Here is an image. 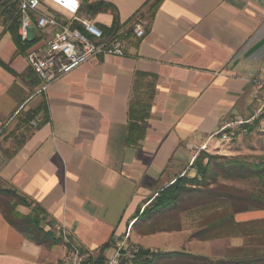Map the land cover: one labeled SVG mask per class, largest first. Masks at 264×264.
<instances>
[{"label":"crops","instance_id":"crops-1","mask_svg":"<svg viewBox=\"0 0 264 264\" xmlns=\"http://www.w3.org/2000/svg\"><path fill=\"white\" fill-rule=\"evenodd\" d=\"M102 1L110 9L98 18L110 24L115 16L123 28L143 10L145 36L129 39L125 57L97 56L46 93L27 50L18 49L0 17V185L38 206L43 226L61 241L32 243L0 210V264H58L67 252L63 227L95 264L110 257L123 236L154 253L225 260L224 246L240 248L241 238L147 232L139 214L166 172L190 163L193 145L206 142L225 118L249 117L252 79L264 76V0H162L155 10L157 0ZM136 81L142 92L151 85L153 99L145 137L132 147L128 110ZM34 112L38 126H22ZM258 220L264 210L235 215L237 223ZM176 236L181 251L166 245Z\"/></svg>","mask_w":264,"mask_h":264},{"label":"trees","instance_id":"trees-1","mask_svg":"<svg viewBox=\"0 0 264 264\" xmlns=\"http://www.w3.org/2000/svg\"><path fill=\"white\" fill-rule=\"evenodd\" d=\"M81 8L91 15L107 13L110 9L102 0H80ZM162 0L152 4L155 10ZM18 0H3L0 2V17L4 18L7 30L12 35L18 49L26 51L19 36V16L17 15ZM111 30L104 28L105 33L118 31L122 27L113 16ZM142 77V75H140ZM150 86V87H149ZM148 85L142 92L143 85L136 81L128 110L127 143L132 147H139L145 137L144 125L151 117V102L153 94ZM146 95V96H145ZM36 115L28 113L21 122L22 126H29ZM197 174L194 178L181 177L175 183L165 188L159 197L144 214L145 221L154 220L159 226L160 220L179 219L187 212L202 213L197 224L198 230L192 238L200 241H210L229 238H243L244 246L229 252L225 260L214 261L207 257L191 255L183 252H151L141 250L139 259L133 264H264V220L248 223H237L235 215L242 212L264 210V193L247 194L218 186V178L249 179L252 177L264 178V164L248 166L239 160L217 158L202 152L194 162ZM31 209L30 214L18 212V207ZM0 210L6 221L16 230L25 235L32 243L39 246L53 247L61 241L54 233L47 231L43 226V211L32 207V203L21 196L16 190L7 189L0 185ZM143 219V218H142ZM177 225L172 228H158L157 232L180 231ZM263 253V254H262Z\"/></svg>","mask_w":264,"mask_h":264},{"label":"built area","instance_id":"built-area-1","mask_svg":"<svg viewBox=\"0 0 264 264\" xmlns=\"http://www.w3.org/2000/svg\"><path fill=\"white\" fill-rule=\"evenodd\" d=\"M106 14H87L80 0H18L19 36L29 46L26 60L40 83L41 93L97 56L125 57L129 39L145 36L148 20L143 10L133 16L129 26L109 34L104 28L112 29L113 16L110 24L98 18ZM40 32H48V36L43 38ZM252 84L256 99L249 117L230 116L222 120L218 131L206 142L190 148L192 160L207 151L213 142L228 144L242 135L264 134V76L253 78ZM39 121L36 119L31 125L37 127ZM60 237L67 252L58 264H95L92 253L81 250L70 238L67 228H62ZM140 253L141 249L128 236H123L102 264H133Z\"/></svg>","mask_w":264,"mask_h":264},{"label":"rangeland","instance_id":"rangeland-1","mask_svg":"<svg viewBox=\"0 0 264 264\" xmlns=\"http://www.w3.org/2000/svg\"><path fill=\"white\" fill-rule=\"evenodd\" d=\"M13 134H15V131H12L11 135ZM214 144H216L215 147H209L207 151H203V152H206L217 158H226L227 160H239L248 166L264 164V134L254 132L247 136H243V135L239 136L234 142H230L228 144H222L220 142H216ZM201 154L202 152L199 153L197 157L200 156ZM192 158H193V154H192ZM196 158L194 160L191 159L190 163L187 166L184 165L181 168L180 167L173 168L172 170L170 169L166 172V175L162 183L158 187V191L156 192V194H154V198L141 212L142 214L141 213L139 214L140 223L138 225L140 226L146 225L144 229L145 231L157 232L156 229L158 228H172V227H176L177 225H180L182 227L180 231H183L182 232L183 234L192 235L198 230L197 224L201 219L202 213H195L193 211L181 214L178 217L179 219L172 218L168 220L166 219L160 220L159 226L155 224L154 220L145 221L148 218L144 219V214L147 208L155 202V200L159 197V194L165 188L175 183L178 178L184 176L189 178H194L196 176L197 170L195 169V165H194ZM218 183H219L218 184L219 187L222 186L234 190H240L242 192H246L247 194L252 193V194L260 195L264 193V178H260V177H252L249 179H233V178L224 179L222 176H219ZM171 232L176 233L178 231H171ZM171 238H172L171 241H168L167 242L168 244H166V245H170L168 246L169 247L168 249H173V250L177 249L181 251V249L179 248L180 237L176 236L174 238L173 237ZM241 239L243 240L242 246H244L245 240L243 238ZM134 245L137 246L136 244ZM224 247L227 254H229L230 251L234 250V249H228L226 245ZM140 249L142 250V248ZM261 250H263L264 252V248H261Z\"/></svg>","mask_w":264,"mask_h":264},{"label":"water","instance_id":"water-1","mask_svg":"<svg viewBox=\"0 0 264 264\" xmlns=\"http://www.w3.org/2000/svg\"><path fill=\"white\" fill-rule=\"evenodd\" d=\"M3 1V0H0V2Z\"/></svg>","mask_w":264,"mask_h":264}]
</instances>
